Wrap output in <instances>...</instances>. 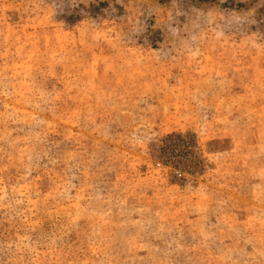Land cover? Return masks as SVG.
I'll list each match as a JSON object with an SVG mask.
<instances>
[{"label":"rangeland","instance_id":"1","mask_svg":"<svg viewBox=\"0 0 264 264\" xmlns=\"http://www.w3.org/2000/svg\"><path fill=\"white\" fill-rule=\"evenodd\" d=\"M0 264H264V0H0Z\"/></svg>","mask_w":264,"mask_h":264}]
</instances>
